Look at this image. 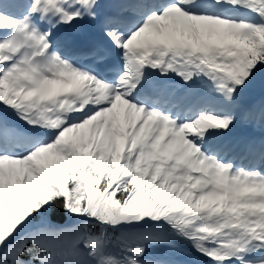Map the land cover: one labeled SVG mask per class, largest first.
Returning <instances> with one entry per match:
<instances>
[{
	"label": "snow or ice",
	"instance_id": "1",
	"mask_svg": "<svg viewBox=\"0 0 264 264\" xmlns=\"http://www.w3.org/2000/svg\"><path fill=\"white\" fill-rule=\"evenodd\" d=\"M0 264H264V0H0Z\"/></svg>",
	"mask_w": 264,
	"mask_h": 264
}]
</instances>
